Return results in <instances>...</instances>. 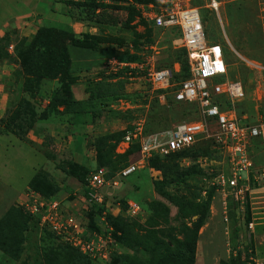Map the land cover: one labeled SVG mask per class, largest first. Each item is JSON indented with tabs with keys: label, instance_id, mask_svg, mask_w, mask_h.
Segmentation results:
<instances>
[{
	"label": "rangeland",
	"instance_id": "obj_1",
	"mask_svg": "<svg viewBox=\"0 0 264 264\" xmlns=\"http://www.w3.org/2000/svg\"><path fill=\"white\" fill-rule=\"evenodd\" d=\"M186 4L198 8L202 14L208 40L211 43L220 45L224 50V61L227 66H233L239 71V78L246 93L245 101L237 108V113L245 122L251 125L264 123V0H219L218 10L211 7V0H185ZM97 4L100 9L99 15L88 12L87 7L72 6L70 18L80 28L89 27L83 31L80 37L84 44L93 47H113L116 52V59L120 62H134L142 59L147 53H153L162 69H170L174 73L180 68L181 75L174 77L175 83L186 77L187 55L185 50L176 44L179 34L162 32L152 29L141 18L142 5L158 6L156 0H99L88 1ZM129 16L132 21H129ZM135 22V23H134ZM54 29V28H52ZM95 29L93 31H90ZM21 37L14 30H6L4 37L0 38V80L7 82L6 88L10 93V106L13 112L17 104L23 99H30L37 84L31 80L32 92H27L25 83L29 79L25 76L24 59L17 52V48L25 38ZM83 36V37H82ZM64 39H61L62 43ZM13 46V50L10 47ZM72 51L73 58L76 59ZM107 55L105 52H93L85 49L78 51L82 59H92L95 65H99L98 58ZM252 62L263 69H252L247 66ZM4 67V68H3ZM114 68L108 64L98 72H87L83 74V83L86 90L90 87L88 100L84 102L85 111L98 114L99 118L110 119L113 123L111 129L105 128L109 122H99L100 130L94 136L103 134L110 135L123 132L117 136L132 133L138 123H145L144 135H163L173 130L182 123L200 121L194 108L174 104V97L170 93L155 91L144 80L130 75L127 71ZM73 68V72H77ZM5 73V74H2ZM4 75V76H3ZM81 78V77H79ZM78 78V79H79ZM54 83L52 87L47 86V80L42 82L41 105L37 106V112L41 114L48 108L50 101L56 94L66 86ZM97 84H110L113 86L106 91H115V97L105 99H92L91 95L96 93ZM89 85V86H88ZM46 86V87H45ZM62 86V87H61ZM31 100V99H30ZM47 102V103H46ZM63 111L64 108H59ZM10 114L4 113L2 118H8ZM67 115H52L47 120H39L29 134H34L41 139L42 144L32 146L60 169L63 164L71 162L80 156L88 155L91 161L96 162L97 154L90 155L92 142L83 137L65 140L67 135L60 137V134L50 133L48 123L62 125L73 119ZM104 116V117H102ZM98 118V119H99ZM29 127L26 126V129ZM30 129H28L29 131ZM28 134V136H29ZM51 136V137H50ZM93 138L94 136L91 135ZM29 138V137H28ZM124 140L121 139L120 143ZM5 138L0 141V173L13 170V157L16 161L21 160L25 155L24 150L11 148L7 151ZM69 142H72L70 145ZM258 149L255 154L257 170L262 169L254 182L249 184V191L245 193L243 200L237 199L235 192L228 190L226 194L217 191L212 185V179L222 171L228 170L229 157L225 151H219L214 146L210 150L202 146L199 159L172 158V156L158 154L156 159L165 164H173L187 170L190 175L186 180L181 181L179 186L173 183L164 188L177 198L183 199V206L175 204L164 198L157 192V184L163 180V174L157 168L150 165V159L144 161L141 156L140 147L133 145L129 148L128 158H122L126 154L118 152V147L113 156L114 166H105L109 172V179L119 181L117 173L125 162L126 166L136 164V173L127 180L119 181L117 186L109 183L101 190V193L110 198L109 206L112 211L117 200L132 199L140 205L142 214L136 219H128L119 216L125 226L129 224L131 233L137 235V239H144L147 243L154 245L156 241L165 242L170 248L172 259L184 253V242L186 237L191 236V230L195 223L204 218V226L198 233V243L195 264H264V144L263 140L257 141ZM133 146V147H132ZM204 150V151H203ZM19 154V155H18ZM202 156V157H200ZM199 162L202 164L200 165ZM96 166V164H95ZM94 166V167H95ZM90 168L89 170H91ZM117 172V173H116ZM116 173V174H113ZM181 170L177 174H180ZM258 173V172H257ZM111 176V177H110ZM176 176V175H173ZM243 176H246L245 174ZM176 178V177H172ZM170 177V179H172ZM250 178V177H249ZM60 183V191L55 195L54 200L61 202L63 210L68 215H76L84 225L89 224V218H93V231L101 232L103 229L100 221L103 212L93 211L87 207L84 189L76 179L67 175L55 178ZM3 183V184H2ZM4 181H0V191H5ZM83 189V190H82ZM14 195L2 198V203H11L3 206L7 211L14 206ZM26 200V198H24ZM117 201V202H118ZM22 204L15 203L16 206ZM2 206V205H1ZM10 207V208H9ZM6 211V212H7ZM115 212V210H114ZM108 215L106 222L109 224ZM1 220V219H0ZM95 221V222H94ZM102 222V221H101ZM103 223V222H102ZM91 224V222H90ZM104 224V223H103ZM122 224V223H121ZM110 225V224H109ZM96 227V228H95ZM95 228V229H94ZM114 228V227H113ZM116 237L124 238V241L136 244V237L130 239L127 231L119 230ZM103 232V231H102ZM29 242L25 247L22 258L15 261L5 254L0 258V264H45L44 252L50 248L59 249L66 247L62 242L42 229L33 222L27 233ZM118 242V241H117ZM181 243H183L181 245ZM120 245V244H119ZM127 253L132 256L141 255L134 252L130 247L124 246L119 254H113L107 259H95L92 264H121L120 255Z\"/></svg>",
	"mask_w": 264,
	"mask_h": 264
},
{
	"label": "built area",
	"instance_id": "obj_2",
	"mask_svg": "<svg viewBox=\"0 0 264 264\" xmlns=\"http://www.w3.org/2000/svg\"><path fill=\"white\" fill-rule=\"evenodd\" d=\"M156 2L158 6L150 4L140 7L141 18L154 30L179 34L175 43L187 54L190 76L175 83L174 77L181 73V69L175 73L167 68L162 69L153 48V53H147L138 61L111 60L109 64L117 67L115 71L121 69L144 79L155 91L172 94L178 103L197 105L201 120L179 124L161 135L162 138L160 135H144V124H139L121 142L118 152L124 154L131 145L138 144L142 160L145 161L158 154L167 156L182 152L200 141H210L229 157L228 170L219 172L212 179L213 187L224 194L231 190L237 199L243 200L249 191L251 178L254 180L258 174H262V169L257 170L256 167L254 147L257 139H262L264 144V123L251 125L238 115L237 108L246 99L245 89L225 64L223 48L208 40L200 10L187 5L185 0ZM211 7L218 10L219 2L211 0ZM10 50H13V46ZM247 66L260 71L263 69L252 62H248ZM136 171V164H132L118 172L117 178L119 181L128 179ZM108 176L105 168H96L90 173L86 204L106 202L101 190L111 182L115 186L119 184L115 178L110 180ZM25 198L24 207L34 216L40 215L41 225H46L60 240L90 255L93 260L110 258L117 248L111 228L108 227L106 235L93 233L89 236L87 226L76 216L66 214L60 202L31 190H27ZM109 203H106L107 210L101 219L106 225L108 213L129 219H136L142 214L140 205L132 199L128 200L125 211L117 203L112 204L114 212Z\"/></svg>",
	"mask_w": 264,
	"mask_h": 264
},
{
	"label": "trees",
	"instance_id": "obj_3",
	"mask_svg": "<svg viewBox=\"0 0 264 264\" xmlns=\"http://www.w3.org/2000/svg\"><path fill=\"white\" fill-rule=\"evenodd\" d=\"M90 11L93 12V15L98 9V5L95 3H82ZM129 21H132V17L129 16ZM146 23V22H145ZM148 25V24H147ZM205 25V24H204ZM153 29V28H152ZM206 29V28H205ZM61 39H64L62 43H60ZM84 44V40L77 39L72 33L61 30V29H52L48 27L40 28L37 33L32 38H25L17 48V52L24 59V71L25 76L29 79V83H25V88L27 92H32L31 90V80H36L37 84L35 86V90L32 92V96L30 95V99H23L20 103L17 104L16 109L11 112V110L7 109L8 118H2L0 120V134H12L16 136L21 141L35 146V143L32 142L28 138V134L35 127V123L39 120L45 121L47 119L52 118V115L59 114L61 116L67 115L69 113H77L78 110H82L84 106V102H78L74 100L72 95L71 86L75 83V77L71 75V58L69 55V45H81ZM86 45V44H85ZM187 55V54H186ZM188 64V60H187ZM182 73V72H181ZM177 74V75H181ZM176 76V75H175ZM190 76L189 69H186V78ZM66 81V86H61V90H57L56 94L50 101L48 108H46L41 114L37 112V106L41 105L42 96L40 91L42 90V82L47 80L48 83H52L53 81H59L60 85L64 84V80ZM183 80V79H182ZM89 86V85H88ZM46 87V86H45ZM113 86L110 84H97L96 93L91 95L92 99H105L109 97H115V91H106V89H111ZM90 87L87 88V93H90ZM174 104L180 106L192 107L195 111H198V115L201 116L199 108L197 105H189L184 103H178L174 100ZM241 105V104H240ZM239 105V106H240ZM10 106V103H9ZM238 106V107H239ZM64 108L63 111H60L59 108ZM238 112V111H237ZM198 122V121H195ZM186 123V122H185ZM145 124V123H144ZM26 126L30 129H26ZM135 131V130H134ZM133 131V132H134ZM125 132V131H123ZM123 132H117L110 135H104L97 138L93 144L94 149L97 154V168H105V166H114L115 162L113 161V156H115V151L120 145L121 139H125L126 135L120 136L117 135ZM132 132V133H133ZM144 133L145 127H144ZM131 134V133H130ZM129 135V134H128ZM51 137V136H50ZM256 140V144L254 147V151L257 152L258 144ZM44 145V144H43ZM205 145L204 149L210 150L214 144L210 141H200L196 143L190 149L184 150L182 152L170 154L172 158H190V159H199V154H201L202 146ZM45 146V145H44ZM133 146L139 148L138 144H134ZM132 146V147H133ZM131 150V149H130ZM129 150V151H130ZM127 151L126 154L118 157L128 158L130 153ZM204 151V150H203ZM255 152V154H256ZM202 157V156H200ZM255 162L256 157H255ZM125 166L120 169V171L128 166V162H125ZM150 165L157 168V170L161 171L163 174V180L161 183L157 184V192L168 199L172 203L180 204V207L183 206V199L177 198L172 195L170 192L165 190L166 185L174 184L175 186H179L181 181L186 180V177L190 175L187 170H182L181 167L175 166L173 164H165L162 161L154 158L150 159ZM67 176L76 179L81 186L84 187V196L88 194L86 189L87 187V179L92 171H90L84 165L78 164L76 162H67L65 165L60 168ZM106 169V168H105ZM181 170L180 174H177L178 171ZM119 171V172H120ZM117 173V172H116ZM113 173V174H116ZM136 173V172H135ZM134 173V174H135ZM133 174V175H134ZM109 175V172H108ZM118 175V173H117ZM132 175V176H133ZM176 175V176H173ZM130 176L129 178H131ZM109 177V176H108ZM111 177V176H110ZM170 177H176L170 179ZM128 178V179H129ZM251 182L253 183V177L251 178ZM127 180V179H124ZM60 189V186L57 184L56 180L46 171L40 170L35 177L29 183L28 191L38 192L40 195L46 197L47 199L55 198V195ZM128 200H117L114 204H120L122 210L125 211L127 209ZM110 201V198L106 197V202L103 204L93 202L91 205L87 204V207L91 208L95 212H99L103 214L106 212V203ZM77 218V217H76ZM78 219V218H77ZM92 217L89 218V224L87 225L88 235H92L93 233L97 234H107L108 229H112V235L114 241L117 243V248L113 250V254H119L120 251L124 248V246L130 247L134 252H138L141 255L132 256L127 253L120 255V263L121 264H195L196 263V252H197V243H198V233L200 229L204 226V218H201L197 221L191 230V236L186 237V241L181 243L184 246V254L178 256L175 260L171 258L170 248L165 242L156 241L154 245L147 243L144 239H137V235L131 233L132 228L129 229V224L125 226L123 224V220H120L119 217H114L110 213H108V221L109 224L106 225L105 222L100 221V225L103 228L101 232L93 231V222ZM129 219V218H128ZM79 220V219H78ZM35 222L42 229L46 230L48 233L52 234L56 240L62 242L66 245V247H60L59 249L50 248L44 252V261L45 264H92L91 261H94L90 255L83 254L79 249L70 246L69 244L60 240L54 233H52L46 225H41L40 215L34 216L31 214L24 205L20 206H12L2 217L0 220V252L5 254L7 257L19 261L23 253L25 251V247L29 242V238L27 233L31 227V224ZM91 222V224H90ZM95 222V221H94ZM122 223V224H121ZM109 227V228H108ZM114 227V228H113ZM96 228V227H95ZM94 228V229H95ZM123 229V232L127 231L128 238H135L136 244L133 245L130 242L124 241V238L116 237L117 232ZM103 231V232H102ZM121 233V232H120ZM118 241V242H117ZM120 244V245H119ZM111 253V256L113 254ZM111 260V257H110Z\"/></svg>",
	"mask_w": 264,
	"mask_h": 264
},
{
	"label": "crops",
	"instance_id": "obj_4",
	"mask_svg": "<svg viewBox=\"0 0 264 264\" xmlns=\"http://www.w3.org/2000/svg\"><path fill=\"white\" fill-rule=\"evenodd\" d=\"M88 1L91 0H0V38L4 37V33L6 32V30H14L21 37H29L35 35L40 28L48 27L68 31L72 33L77 39H80V37L78 36H81L82 32H85V30L89 29V27H86L85 29L80 28L78 25L80 23L73 22L72 18H70L69 16L71 11L70 8L73 5L83 7V5L80 4L89 3ZM96 1L98 2L99 0ZM217 1L219 2V5H221V2L219 0ZM88 12L93 14V12L89 10V8ZM99 12L100 9L98 8L95 14L99 15ZM93 30L95 29H92L90 31ZM80 49H85L87 51L89 50L93 52H105L107 55L103 56L102 58H98L97 61L100 63L99 65H95L92 59H82L78 56V51ZM68 50L71 58V75L72 77H75L76 80L75 83L71 86L72 95L75 101L86 102L89 97L86 91L85 84L82 80L83 74H86L87 72H98L102 70L104 67H106V65L110 63L111 60H117L116 52L113 47L110 46L93 47L85 44L69 45ZM72 51L74 52L73 54H75L76 59L73 58ZM73 68H76V70L78 71L76 73L73 72ZM229 69L235 76L239 78V71L237 70V68L229 66ZM1 72H3V70L1 71L0 69V74ZM56 82L59 83V81L57 80L54 83ZM54 83L52 82L46 85L52 87ZM6 85L7 82H5L4 80H0V117H2L4 113H6L10 103V93L6 88ZM85 108L86 107L83 106L82 110H78L77 113H69V116H72L73 119L71 118L62 125H54L53 123H48L50 125L47 126L49 127L48 131L52 133L53 137H56L54 136L55 133L60 134V137H62L63 135H67L65 138L66 142L67 140H70L71 137L72 139L74 138V141H77V137H83L86 140L87 138H89L92 142V144L90 145L92 148V150H90V155L94 156V154L96 153L93 146L95 140L101 136L106 135L103 134L100 136H94L97 134V132H99L101 126L100 124H103L105 121L109 122L106 125L104 123L105 128H108L109 130L111 129L110 126H112L113 123H110L111 121L108 118L107 120L106 118H104L103 120L102 118H99L100 115L98 114L88 113V109L86 112ZM101 120L102 122L99 123ZM139 124L142 123H138L137 125ZM91 135H93L94 138ZM28 137L32 142L35 143V145H37L38 143H43L41 139H39V137L34 134L30 133ZM3 138L6 139L4 144H6L7 151L10 148L12 150H15V148H19L20 150L25 151V155H21L23 158L19 161H16L13 158L15 154L13 155L12 153V159L10 160V163H13V170L5 172L3 174L0 173V181H4L6 185L5 191H0V219H2L7 211L6 209H4L5 207L3 208V206L11 204L9 202L6 204H1L2 198H7L8 196L14 195L15 199L13 200L12 198L10 202L14 201V205L16 202L22 204V202L25 201L24 198L29 188V183L40 170L48 172L54 179L59 178L62 175H67L61 169H58L46 157L45 154L37 151L31 145L21 141L16 136L12 134H0V141H2ZM69 143L70 145H72V142ZM72 157V162L84 165L88 169L92 168L91 170L97 168V158L96 162H94L90 160L88 155L80 156V158L74 159L75 155L73 153ZM56 182L60 186V183L57 180ZM82 188L84 189L83 186ZM3 256L4 255L2 254V252H0V258H2Z\"/></svg>",
	"mask_w": 264,
	"mask_h": 264
}]
</instances>
